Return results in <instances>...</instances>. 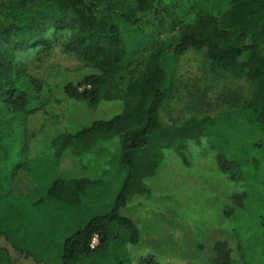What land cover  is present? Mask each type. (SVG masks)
Here are the masks:
<instances>
[{"label": "trees", "instance_id": "16d2710c", "mask_svg": "<svg viewBox=\"0 0 264 264\" xmlns=\"http://www.w3.org/2000/svg\"><path fill=\"white\" fill-rule=\"evenodd\" d=\"M209 1L207 14L189 23L175 19L173 41L151 48L121 88L132 48L120 25L156 13L161 0H0V238L13 249L44 264H232L236 252L248 263L237 226L225 225L220 233L196 229L191 242L182 241L165 233L173 222L133 202L154 198L151 185L164 173L167 155L188 166L187 145L202 147L204 140L226 182L250 178L253 187L264 185V140L236 141L243 129L264 135V0ZM57 35L65 36L62 50L82 68L62 71L48 90L66 111L65 126L52 136L51 154L30 157L26 120L43 98V85L27 74L23 59L31 46L47 49ZM189 50L204 51L211 74L244 79L251 92L231 114L165 126L159 110L171 91L164 59ZM231 122L239 133H231ZM113 139L124 172L121 188L106 212L76 227L85 206L99 196V184L58 176L57 164ZM22 176L28 182L23 191L16 187ZM226 198L224 218L231 220L247 199L235 192ZM258 223L264 229V215ZM0 264H12L1 247Z\"/></svg>", "mask_w": 264, "mask_h": 264}, {"label": "rangeland", "instance_id": "374dc122", "mask_svg": "<svg viewBox=\"0 0 264 264\" xmlns=\"http://www.w3.org/2000/svg\"><path fill=\"white\" fill-rule=\"evenodd\" d=\"M161 2L162 6L156 13L140 15L135 25H120L132 48L128 68L119 79L121 88L142 68L143 59L151 48L161 42L173 41L176 32L172 23L175 19L189 23L197 14L204 15L210 10L209 0ZM50 39L47 49L31 46L23 59L27 74L43 85V98L30 107L32 113L26 120V144L30 157L51 154L49 142L65 126L66 111L48 98V90L60 82L62 71L82 68L80 61L62 50L64 35ZM207 64L204 51L189 50L179 57L167 56L164 59L166 85L171 91V96L159 110L160 120L165 126H177L190 118L231 114L248 97L252 88L250 83L228 74L213 75L208 71ZM246 130L243 129L236 138L239 144L250 145L259 139L264 140L259 131ZM235 131L239 133L240 128L231 122V133ZM202 142V147L187 145L188 166L182 165L171 154L167 155L164 173L151 185L154 198L139 197L133 202L143 210L173 222L171 230L165 233L182 241L191 242L196 229L210 228L220 233L225 225L237 226L249 255H246L249 259L247 264H263L264 229L258 222L264 215V185L261 186L256 179L253 187L250 178L239 185L226 182L216 170L212 155L205 150L206 141ZM118 155V140L113 139L77 157L67 154L58 162L56 175L92 179L99 184L95 187L99 196L85 206L87 210L76 227H82L94 215L106 212L114 201L124 176L117 166ZM27 183L22 176L16 187L23 191ZM230 192L243 193L247 199L245 208L237 210L231 220L224 218V209L229 205L226 197ZM0 247L8 252L12 264H44L36 263L31 256L16 251L4 238H0ZM243 261L240 252L232 254V264H243Z\"/></svg>", "mask_w": 264, "mask_h": 264}, {"label": "built area", "instance_id": "2783aa9c", "mask_svg": "<svg viewBox=\"0 0 264 264\" xmlns=\"http://www.w3.org/2000/svg\"><path fill=\"white\" fill-rule=\"evenodd\" d=\"M95 241H96V240H95V239H93V241H92V246H94V243H95Z\"/></svg>", "mask_w": 264, "mask_h": 264}]
</instances>
